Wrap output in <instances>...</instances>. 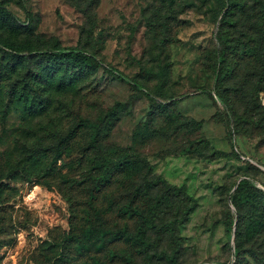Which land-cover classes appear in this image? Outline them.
<instances>
[{"label": "rangeland", "instance_id": "374dc122", "mask_svg": "<svg viewBox=\"0 0 264 264\" xmlns=\"http://www.w3.org/2000/svg\"><path fill=\"white\" fill-rule=\"evenodd\" d=\"M0 9L15 24L0 21V41L24 59L0 47V264H93L85 254L71 259L75 247L66 258L69 205L46 184L67 173L63 160L53 162L54 147L81 119L111 123L104 146L134 163L113 198L140 185L150 205L166 191L175 200L178 218L154 227L175 234L155 235L152 245H172L178 264H236L227 191L247 179L264 193V125L256 123L264 111L253 104L264 106V72L260 61L230 59L235 72L218 86L227 0H0ZM252 23L232 39L253 33ZM56 49L90 61L50 71L41 53ZM240 210L249 231L241 264H262L263 239L252 231L259 209Z\"/></svg>", "mask_w": 264, "mask_h": 264}, {"label": "trees", "instance_id": "16d2710c", "mask_svg": "<svg viewBox=\"0 0 264 264\" xmlns=\"http://www.w3.org/2000/svg\"><path fill=\"white\" fill-rule=\"evenodd\" d=\"M0 21L6 26L15 25L13 17L4 9H0ZM250 21L256 30L250 33V29L246 32L244 29L243 34L233 40L232 36L237 27H244V23ZM253 35H257L254 40L251 38ZM217 41L220 47L218 62L222 63L217 77L218 86L235 72L233 65L231 69L227 65L230 59L238 62L260 61L264 72V0H255L253 4L248 0H227V9L222 17ZM0 47L15 53L17 59L24 62L23 57L17 55L20 53L18 47L2 41ZM41 55L47 58L50 71L60 64L85 68L90 61L89 57L74 50L66 52L56 49ZM218 92L219 89L216 90L217 97L222 99ZM19 99L25 101L22 97ZM253 104L255 110L264 111V106L258 102L253 101ZM248 105L249 103L246 108ZM28 110L31 115L37 114L33 106ZM249 118L253 120V117ZM256 123L264 125V114ZM111 127V123H90L81 119L54 147L53 162L63 160L67 173H59L56 178L60 180L58 185L46 184L50 191L62 195L69 205V232L63 241V249L67 250L66 258H69L75 247L71 257L74 261H79L85 254L93 264H178L180 251L170 244L152 245L151 241L158 234L163 237L175 234L173 227H165L161 233L154 231L157 222L173 216L175 200H170L167 191L159 202L152 205L149 203L148 194H141L140 185L133 192L130 191L131 188H124L117 200L112 196L115 185L133 171L134 163L126 158L123 151L104 146L103 142ZM160 183L163 181L158 179L150 185L157 188ZM227 195L237 213L236 220L231 219L228 227L231 231L235 226L234 256L236 264H241L244 259L239 245L240 238L245 232L249 234V231L245 229L248 218L241 214L240 207L247 204L259 209L257 226L252 231L256 233V239H263L261 245L264 246V193L249 180L243 179L234 189H229ZM163 204L165 211L160 210ZM191 209L185 213L183 221H187ZM173 217L177 219L178 214ZM177 246L180 247V244ZM64 259L63 254L62 260ZM260 261L264 264V258H260Z\"/></svg>", "mask_w": 264, "mask_h": 264}]
</instances>
